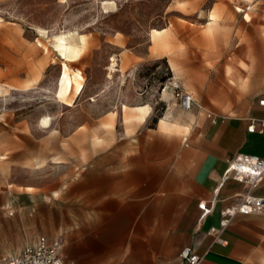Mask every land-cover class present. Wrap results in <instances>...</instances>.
Masks as SVG:
<instances>
[{
	"label": "rangeland",
	"instance_id": "rangeland-1",
	"mask_svg": "<svg viewBox=\"0 0 264 264\" xmlns=\"http://www.w3.org/2000/svg\"><path fill=\"white\" fill-rule=\"evenodd\" d=\"M71 34L85 42L76 61L58 47ZM65 64L80 72L79 96L59 95ZM262 74L264 0H0V243L37 212V238H60L67 258V226L82 209L68 187L84 157L135 125L132 111L148 106L155 127L179 110V82L207 110L242 116ZM250 264H264V238Z\"/></svg>",
	"mask_w": 264,
	"mask_h": 264
},
{
	"label": "crops",
	"instance_id": "crops-1",
	"mask_svg": "<svg viewBox=\"0 0 264 264\" xmlns=\"http://www.w3.org/2000/svg\"><path fill=\"white\" fill-rule=\"evenodd\" d=\"M153 38L156 48L168 47L165 38ZM263 77L256 80L254 92L246 93V113L224 117L216 125L206 114L220 115L198 100L201 111L177 105L180 111L168 109L153 128L147 125L148 106L132 111L130 123L135 125H122L121 137L117 133L114 141L106 138L98 156L84 157L81 178L68 187L73 204L82 209L74 210L73 223L67 226V262L181 264L185 247L197 252L204 264L258 260L264 216L238 214L225 228L221 222L223 212L247 191L246 185L223 179L229 162L240 155L264 159ZM252 126L254 132L249 131ZM252 194L264 198V181ZM203 203L210 210L205 216ZM25 220L30 223L23 220L18 234L0 243V260L38 239L41 214Z\"/></svg>",
	"mask_w": 264,
	"mask_h": 264
},
{
	"label": "built area",
	"instance_id": "built-area-1",
	"mask_svg": "<svg viewBox=\"0 0 264 264\" xmlns=\"http://www.w3.org/2000/svg\"><path fill=\"white\" fill-rule=\"evenodd\" d=\"M170 87L173 90L177 104L182 110L190 112L194 109L199 111L203 109L202 105L192 94L186 92L179 82H172ZM260 105L264 106V101H261ZM206 117L215 125L225 120L224 117L211 112L207 113ZM249 131L254 132L255 126L250 127ZM230 178L246 185L247 191L237 205L223 212L222 228L227 227L238 214L264 216V198L252 194V191L257 189L264 181V159L250 155L236 157L234 161L229 162L223 175L224 180ZM200 208L203 210L204 216L210 212L204 203L200 204ZM62 249V240L50 241L46 236H40L19 254L4 258L1 264H69L62 254ZM180 260L181 264H204L203 258L191 247L182 249Z\"/></svg>",
	"mask_w": 264,
	"mask_h": 264
},
{
	"label": "bare ground",
	"instance_id": "bare-ground-1",
	"mask_svg": "<svg viewBox=\"0 0 264 264\" xmlns=\"http://www.w3.org/2000/svg\"><path fill=\"white\" fill-rule=\"evenodd\" d=\"M58 45L60 51L62 52V55L68 61H76L77 59L80 58V56L84 52V44L82 42L79 44L72 34L60 38ZM80 78H81L80 72L75 73V75L71 76L68 73V66L65 64L63 68V76L61 79V89L59 92L60 97L65 98L69 96V94L73 91L75 95L80 94L83 89L82 83L79 82ZM49 122L50 121L48 119H44L42 121V124L47 126Z\"/></svg>",
	"mask_w": 264,
	"mask_h": 264
}]
</instances>
